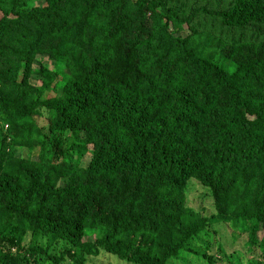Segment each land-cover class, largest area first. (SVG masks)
<instances>
[{"label": "trees", "instance_id": "trees-1", "mask_svg": "<svg viewBox=\"0 0 264 264\" xmlns=\"http://www.w3.org/2000/svg\"><path fill=\"white\" fill-rule=\"evenodd\" d=\"M100 252L264 264V0H0V264Z\"/></svg>", "mask_w": 264, "mask_h": 264}, {"label": "rangeland", "instance_id": "rangeland-1", "mask_svg": "<svg viewBox=\"0 0 264 264\" xmlns=\"http://www.w3.org/2000/svg\"><path fill=\"white\" fill-rule=\"evenodd\" d=\"M37 63H33V67H36ZM36 122L38 125L44 124V120L41 118H37ZM189 191L186 196V204L189 208H191L194 211H200L203 215L202 216H208L210 209L208 205L204 202L200 204L199 200L197 199L198 195L203 191L202 187L195 183L191 182V184H188ZM187 188V189H188ZM222 228V227H221ZM236 234L235 232L226 231V234H223L222 232H218L216 236L218 239H220L222 247H225V244L223 242L224 238H228L230 235ZM216 237V238H217ZM199 259H196V257L190 253H184L177 259L168 260L166 264H206L205 259H202L198 256ZM86 264H124L115 259V257L109 256L106 253H99L94 258H88ZM129 264V263H128ZM219 264H222L221 261H219ZM224 264V263H223Z\"/></svg>", "mask_w": 264, "mask_h": 264}]
</instances>
